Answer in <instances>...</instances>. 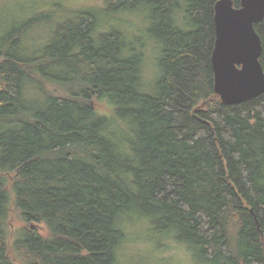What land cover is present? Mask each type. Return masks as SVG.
Segmentation results:
<instances>
[{"label": "trees", "instance_id": "1", "mask_svg": "<svg viewBox=\"0 0 264 264\" xmlns=\"http://www.w3.org/2000/svg\"><path fill=\"white\" fill-rule=\"evenodd\" d=\"M218 1L106 0L151 13L153 89L143 53L119 31L95 35L93 11L58 22L37 56L23 44L35 20L0 32V264H118L135 218L203 263L264 264V93L216 92ZM48 64L63 69L54 80Z\"/></svg>", "mask_w": 264, "mask_h": 264}, {"label": "rangeland", "instance_id": "2", "mask_svg": "<svg viewBox=\"0 0 264 264\" xmlns=\"http://www.w3.org/2000/svg\"><path fill=\"white\" fill-rule=\"evenodd\" d=\"M106 0H0V32L35 20L24 36L23 44L30 54L40 55L50 42L56 24L73 16L76 12L93 11L99 18L95 35L102 32L119 31L132 51L143 53V75L150 81V89L162 74L159 59L162 55V42L151 33L153 21L149 12H112L106 10ZM35 24V25H36ZM133 52L126 53L131 55ZM26 54V53H25ZM46 72L55 79L63 70L54 65H45ZM99 110L110 112L107 101H95ZM10 239L17 235L21 221L17 213L12 214ZM46 232L45 226H41ZM127 237L118 250V264H210L203 263L200 257L184 243L151 230L142 218H135L126 224Z\"/></svg>", "mask_w": 264, "mask_h": 264}, {"label": "water", "instance_id": "3", "mask_svg": "<svg viewBox=\"0 0 264 264\" xmlns=\"http://www.w3.org/2000/svg\"><path fill=\"white\" fill-rule=\"evenodd\" d=\"M264 20V0H219L212 53L215 90L226 103H241L264 93L262 39L255 24Z\"/></svg>", "mask_w": 264, "mask_h": 264}]
</instances>
